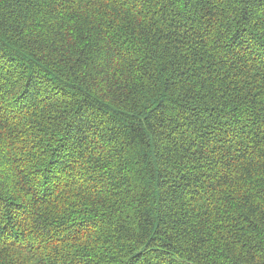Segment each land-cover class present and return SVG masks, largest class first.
I'll return each mask as SVG.
<instances>
[{
	"label": "trees",
	"instance_id": "1",
	"mask_svg": "<svg viewBox=\"0 0 264 264\" xmlns=\"http://www.w3.org/2000/svg\"><path fill=\"white\" fill-rule=\"evenodd\" d=\"M0 264H264V0H0Z\"/></svg>",
	"mask_w": 264,
	"mask_h": 264
}]
</instances>
